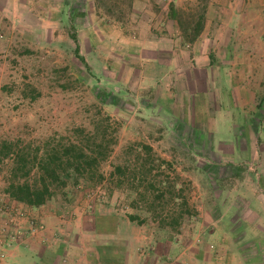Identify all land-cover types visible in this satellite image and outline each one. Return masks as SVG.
Masks as SVG:
<instances>
[{"label": "crops", "instance_id": "obj_1", "mask_svg": "<svg viewBox=\"0 0 264 264\" xmlns=\"http://www.w3.org/2000/svg\"><path fill=\"white\" fill-rule=\"evenodd\" d=\"M29 1L0 0V42L8 47L30 29L24 27L22 19L30 13ZM171 2L178 10L190 4L204 7L203 27L194 41L185 42L177 21L169 17ZM263 6L264 0H132L128 18L136 30L124 41L134 46L146 66L158 69L145 72L144 84L139 87L154 90L160 82L173 84L174 94L171 90L168 97L174 113L187 123L192 145L207 149L201 159L211 163L213 170L200 168L204 163L200 160L196 171L176 167L182 160L177 154L157 155L152 144L128 141L118 162H113L112 173L117 180L107 192L108 200H98L94 206L83 201L63 203L47 214V201L38 206L16 202L5 187L0 194L22 215L13 210L2 214L1 219L14 217L25 231L8 248V260L15 264H264V137L260 135L264 132V96L257 93L255 102L248 91V84L264 83L263 74L250 68L257 64L230 60L223 64L229 70L217 79L208 56L211 43L207 37L213 11L222 12L232 40L233 35L243 32L236 23L261 19L262 13L257 15V10L263 11ZM33 15L31 29L38 43V37L45 34L49 43L71 42L66 35L60 40L56 32L57 25H63L60 13L47 7ZM66 16L64 13L63 18L70 21L72 16ZM122 40L120 37L116 41ZM5 50L0 57L7 56ZM234 67L239 69L232 70ZM221 80L231 84L229 89L236 95L241 93L238 107L244 117L238 123L240 143L233 140L234 108L218 102L213 92L212 84ZM170 126L179 145L182 129L176 124ZM249 133L262 138L250 139ZM137 144L143 146L142 152L133 149ZM203 174L208 178L206 187L200 186ZM229 176L237 178L238 183L229 186L225 182ZM65 211L71 215L65 217ZM30 220L43 228L30 234ZM56 229L62 239L56 237ZM82 236L95 237L102 247L107 246L100 251L103 263L86 257L80 260L76 240Z\"/></svg>", "mask_w": 264, "mask_h": 264}, {"label": "rangeland", "instance_id": "obj_2", "mask_svg": "<svg viewBox=\"0 0 264 264\" xmlns=\"http://www.w3.org/2000/svg\"><path fill=\"white\" fill-rule=\"evenodd\" d=\"M28 5L30 15H24L22 19L24 27L30 28L29 31L17 36L19 41L14 38L9 47L0 42V55L4 54L6 48L8 51L6 57H0V148L4 142H12L15 150L24 146H29L30 149L37 146L41 148L45 142L60 136L93 141L92 136L99 122L103 123L111 140L107 155L99 164V172L103 178L95 182L87 176H80L75 181V177L68 175L65 187H51L53 195L46 203L47 214L51 212L50 209L63 203L70 205L83 201L94 206L98 200L107 201V192L115 186L117 180L112 173L113 162H118L128 141L152 144L153 152L157 155L177 154L182 160L175 164L176 167L196 171L200 160L204 162L200 168L213 170L211 163L201 159L208 153L207 149L192 145L187 123L174 113L173 101L168 97L171 90V94H174L171 89L173 84L160 82L154 90L139 87L144 84L145 72H157L158 69L146 66V62L137 56L139 52L133 49L134 46L124 41L134 35L132 32L136 30L134 22H130L128 16L122 22L117 21L102 9L97 10L93 0H30ZM47 7L62 15L63 25L58 24L56 31L60 34V40L63 35L71 38L70 33H74L83 59L75 54V42L72 38L71 42L62 40L60 44H53L49 43L48 35L45 34L38 37L39 40L41 38L39 43L36 41L31 29L35 23L33 12ZM199 10L198 5L190 4L187 9L182 10V14L189 21L190 14ZM64 13L65 16L67 13L72 16L70 21L63 18ZM260 13L261 19L243 20L239 24L236 21L235 27L241 25L243 32L233 35L232 40H229L230 35L226 31L229 23L223 21L221 11H213L210 33L207 36L211 43L208 56L214 65L212 68L217 79L225 70H229V66L225 67L223 64L230 60L257 64L250 68L263 74L264 78V6L263 11L257 10V15ZM83 26L89 27L82 29ZM120 37L123 40L117 43L116 40ZM237 69L239 68L234 67L232 70ZM139 81L141 82L138 83ZM212 85L218 102L225 107L234 108L233 140L237 139V143H240L238 123L243 122L244 117L238 107L241 93L238 91V96L233 89L230 91L231 84L224 83L223 80ZM248 91L257 102V93L264 96V83H250ZM248 101L253 107L252 100ZM261 123L264 125V119ZM171 124L182 129V143L178 141L179 145L174 142L178 138L169 131ZM75 128L83 131L74 132ZM253 135L249 133L250 139L262 138L255 137L254 133ZM260 135L264 137V132ZM133 149L142 152L143 146L137 144ZM12 157L11 154L2 156L0 153V193L7 186ZM35 171L36 169L33 170ZM171 172L172 170L168 173L171 175ZM225 182L232 186L238 183V179L229 176ZM200 186H208V178L205 179L204 174L200 177ZM64 191H69L70 196L73 194L72 199L64 198ZM68 214L66 211L63 213L65 217ZM56 232V237L62 239L58 229ZM71 237L74 238L73 235ZM76 241L80 245L77 250L80 260L84 261L86 257L103 263L100 251L107 246L102 247L100 240L82 236ZM103 253L105 255L107 252L104 250Z\"/></svg>", "mask_w": 264, "mask_h": 264}, {"label": "trees", "instance_id": "obj_3", "mask_svg": "<svg viewBox=\"0 0 264 264\" xmlns=\"http://www.w3.org/2000/svg\"><path fill=\"white\" fill-rule=\"evenodd\" d=\"M97 10L103 12L117 21H123L131 12L132 0H93ZM204 7L195 14H190L188 21L183 17L182 10L175 8L171 2L169 5V17L175 19L182 32L185 42H192L198 36L204 23ZM70 37L75 42L74 52L80 59L79 45L74 33ZM264 101V100H263ZM93 141L81 138L66 139L63 136L45 142L43 147L30 149L24 146L22 149H14L13 144L3 143L0 153L4 156L11 154L12 167L9 170L6 193L16 202H23L31 206L45 203L53 195L51 187H65L67 176H87L92 181L103 178L99 172V164L106 157L110 144L108 134L102 122L98 123ZM83 129L75 128L74 132H82ZM15 152V153H14ZM36 169L35 172L33 170ZM34 174V175H32ZM69 191L63 192V197L72 199Z\"/></svg>", "mask_w": 264, "mask_h": 264}, {"label": "built area", "instance_id": "obj_4", "mask_svg": "<svg viewBox=\"0 0 264 264\" xmlns=\"http://www.w3.org/2000/svg\"><path fill=\"white\" fill-rule=\"evenodd\" d=\"M7 198L0 194V264H15L8 260V248L15 244L18 239H21L25 231L21 228L20 224L14 217L9 218L7 221L1 219V215L15 210L17 215H22L19 208L13 207V204L6 202ZM30 225L28 231L30 234H35L38 230L42 229V225H37L33 220L29 221Z\"/></svg>", "mask_w": 264, "mask_h": 264}]
</instances>
